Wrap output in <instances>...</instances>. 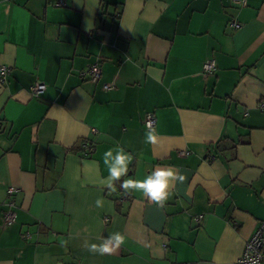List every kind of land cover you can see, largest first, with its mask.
Instances as JSON below:
<instances>
[{"label": "crops", "instance_id": "0c3cea01", "mask_svg": "<svg viewBox=\"0 0 264 264\" xmlns=\"http://www.w3.org/2000/svg\"><path fill=\"white\" fill-rule=\"evenodd\" d=\"M94 63L91 83L80 73ZM1 66L0 264L240 258L264 223V0H0ZM115 146L133 159L111 191ZM157 168L185 176L162 204L121 187ZM115 233L111 253L90 247Z\"/></svg>", "mask_w": 264, "mask_h": 264}, {"label": "clouds", "instance_id": "9594fccd", "mask_svg": "<svg viewBox=\"0 0 264 264\" xmlns=\"http://www.w3.org/2000/svg\"><path fill=\"white\" fill-rule=\"evenodd\" d=\"M146 142H156L154 131L148 132ZM132 159V155L119 146L108 149L103 155V163L108 170V177L106 180L101 181V183L105 184L111 191H115L113 182L128 173L129 164ZM172 179L182 183L185 180V176L175 173L171 168H157L145 175L143 179H127L123 181L121 187L126 190L139 191L151 201L162 204L170 196L168 188ZM95 203L97 207H102L104 202L102 199H97ZM124 242L125 237L119 233H115L104 239L99 247L96 244H92L90 247L101 253H111L115 248L124 244Z\"/></svg>", "mask_w": 264, "mask_h": 264}, {"label": "built area", "instance_id": "2783aa9c", "mask_svg": "<svg viewBox=\"0 0 264 264\" xmlns=\"http://www.w3.org/2000/svg\"><path fill=\"white\" fill-rule=\"evenodd\" d=\"M231 2L243 7L246 4V0H230ZM64 5L63 1H58L56 6ZM229 26L233 29H238L240 24L237 22H229ZM215 71V61L212 59L205 60L202 64V72L204 74H211ZM9 69L1 66L0 67V83L5 81L6 75L8 74ZM80 76L91 82L96 83L101 77V69L98 63L91 64L86 69H84ZM103 89L109 91L112 89V86L109 84L103 85ZM45 90V85L39 81H36L30 87V93L33 97H37L43 93ZM259 108L264 110V103L260 104ZM144 128L148 131H152L156 125V118L153 113H146L143 120ZM183 154V153H182ZM19 191L16 187H9L7 189V195L12 196L13 194ZM13 203H8V209L4 212L3 223L12 224L16 219L15 212L13 211ZM201 217L195 218L196 222H199ZM235 264H264V223H261L258 228L254 231L249 240L246 241L244 245V250L240 258L235 262Z\"/></svg>", "mask_w": 264, "mask_h": 264}, {"label": "trees", "instance_id": "16d2710c", "mask_svg": "<svg viewBox=\"0 0 264 264\" xmlns=\"http://www.w3.org/2000/svg\"><path fill=\"white\" fill-rule=\"evenodd\" d=\"M93 151V147L89 148L88 154H90Z\"/></svg>", "mask_w": 264, "mask_h": 264}]
</instances>
